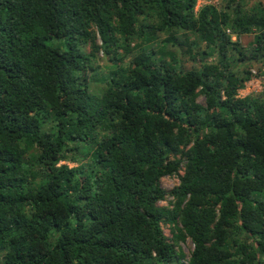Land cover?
I'll list each match as a JSON object with an SVG mask.
<instances>
[{
	"label": "trees",
	"instance_id": "1",
	"mask_svg": "<svg viewBox=\"0 0 264 264\" xmlns=\"http://www.w3.org/2000/svg\"><path fill=\"white\" fill-rule=\"evenodd\" d=\"M198 1L0 0V264H264V6Z\"/></svg>",
	"mask_w": 264,
	"mask_h": 264
},
{
	"label": "rangeland",
	"instance_id": "2",
	"mask_svg": "<svg viewBox=\"0 0 264 264\" xmlns=\"http://www.w3.org/2000/svg\"><path fill=\"white\" fill-rule=\"evenodd\" d=\"M257 2L261 3L262 6H264V0H258ZM224 3H225L224 0H199L197 3L196 9H198L199 7H201L203 5H207V4H211V5H215L217 7H220V6H223ZM165 37H166L165 35L160 34L158 37L157 43H155L154 46L155 45L161 46L162 41H164ZM252 38H253V35H243L240 38H238V42L242 46H247L252 41ZM232 40H235V37H232ZM98 43L100 44L99 39H98ZM128 62H129V59H125L124 63L127 64ZM182 62H183V66L185 68L189 69L191 67V62L188 61L186 58H182ZM108 63L109 62L107 61L106 57L103 55L102 52H100L98 55V59H97V64L100 67V69L98 70L99 71L98 79H100L101 76H103V74L107 73ZM256 68H257V66L251 67V72L254 75V78H252L249 82H247L245 84V88L243 90L239 91V97H245V96L255 97L256 95H259L262 93V91L264 89V77L263 76L259 77L256 75V73H257ZM198 102L202 104L204 102L203 97H199ZM60 164H64V163L61 162ZM67 165L69 167L75 166L74 163H67ZM177 184H178V179L175 176L165 177L161 180V187L166 191L171 190ZM170 201H171V198L167 197L166 201L160 202L159 205L164 206V207H168ZM162 230H163L164 235L170 239L171 238V228L168 225L163 224ZM179 246L181 247L186 258H188L192 249H193V245L191 244V242L189 240H186V242L180 243Z\"/></svg>",
	"mask_w": 264,
	"mask_h": 264
}]
</instances>
